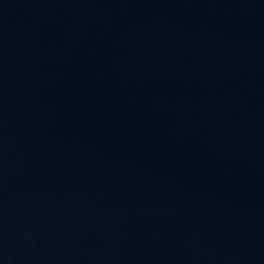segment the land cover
Segmentation results:
<instances>
[{"label": "water", "instance_id": "water-1", "mask_svg": "<svg viewBox=\"0 0 264 264\" xmlns=\"http://www.w3.org/2000/svg\"><path fill=\"white\" fill-rule=\"evenodd\" d=\"M0 264H264V0H0Z\"/></svg>", "mask_w": 264, "mask_h": 264}]
</instances>
